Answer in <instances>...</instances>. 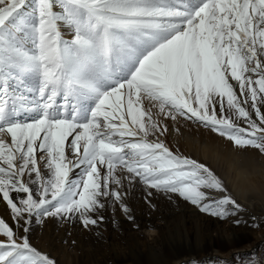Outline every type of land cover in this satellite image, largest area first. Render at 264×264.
I'll use <instances>...</instances> for the list:
<instances>
[{"label":"snow or ice","instance_id":"obj_1","mask_svg":"<svg viewBox=\"0 0 264 264\" xmlns=\"http://www.w3.org/2000/svg\"><path fill=\"white\" fill-rule=\"evenodd\" d=\"M181 120L264 156V0H0V264H58L33 223L129 214L125 179L264 224L165 142Z\"/></svg>","mask_w":264,"mask_h":264},{"label":"rangeland","instance_id":"obj_2","mask_svg":"<svg viewBox=\"0 0 264 264\" xmlns=\"http://www.w3.org/2000/svg\"><path fill=\"white\" fill-rule=\"evenodd\" d=\"M165 122L169 124L165 142L174 152L197 159L221 175L201 153L213 146L234 150L231 144L199 125ZM120 175L123 179L124 174ZM119 190L126 193L124 203L139 227L113 203L101 211L104 220L98 226L84 228L79 222L54 218L33 223L32 243L58 264H264V224L256 228L244 222L235 224L236 216L219 220L201 213L178 194L148 190L136 182L129 187L126 179ZM236 199L245 209L240 217L249 222L252 216L264 218V200ZM149 230H153L151 235Z\"/></svg>","mask_w":264,"mask_h":264},{"label":"clouds","instance_id":"obj_3","mask_svg":"<svg viewBox=\"0 0 264 264\" xmlns=\"http://www.w3.org/2000/svg\"><path fill=\"white\" fill-rule=\"evenodd\" d=\"M201 154L218 168L233 196L245 202L264 200V156L214 146Z\"/></svg>","mask_w":264,"mask_h":264},{"label":"bare ground","instance_id":"obj_4","mask_svg":"<svg viewBox=\"0 0 264 264\" xmlns=\"http://www.w3.org/2000/svg\"><path fill=\"white\" fill-rule=\"evenodd\" d=\"M250 207H256V206H254L253 204H248ZM4 208V209H3ZM0 215L1 216H3L10 224L12 223V221H11V219H10V217H9V211H8V209L6 208V205L2 202V201H0ZM37 226V225H36ZM40 228H35V230H39ZM41 230V229H40ZM151 231H153V230H149L148 231V233H149V235H151L150 233H151ZM175 249H180V248H175ZM173 253H176V251H174ZM148 258H150V257H148ZM155 260V259H154ZM156 261V260H155ZM180 262H182V261H180ZM180 262H176V264H179Z\"/></svg>","mask_w":264,"mask_h":264}]
</instances>
